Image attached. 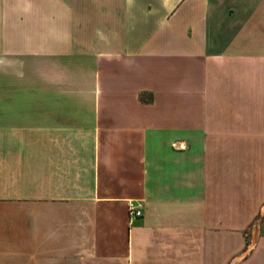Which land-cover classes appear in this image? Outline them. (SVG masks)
I'll return each instance as SVG.
<instances>
[{"label":"crops","instance_id":"crops-1","mask_svg":"<svg viewBox=\"0 0 264 264\" xmlns=\"http://www.w3.org/2000/svg\"><path fill=\"white\" fill-rule=\"evenodd\" d=\"M263 213L264 0H0V264H264Z\"/></svg>","mask_w":264,"mask_h":264},{"label":"built area","instance_id":"built-area-1","mask_svg":"<svg viewBox=\"0 0 264 264\" xmlns=\"http://www.w3.org/2000/svg\"><path fill=\"white\" fill-rule=\"evenodd\" d=\"M128 212L131 218L138 217L141 215L142 207L140 204H133L132 201H128ZM260 228L264 233V213L260 219Z\"/></svg>","mask_w":264,"mask_h":264}]
</instances>
